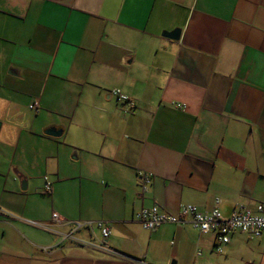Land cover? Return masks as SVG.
Segmentation results:
<instances>
[{
	"label": "crops",
	"instance_id": "0c3cea01",
	"mask_svg": "<svg viewBox=\"0 0 264 264\" xmlns=\"http://www.w3.org/2000/svg\"><path fill=\"white\" fill-rule=\"evenodd\" d=\"M217 198L264 202V0H0V264H264V233L135 217Z\"/></svg>",
	"mask_w": 264,
	"mask_h": 264
},
{
	"label": "built area",
	"instance_id": "2783aa9c",
	"mask_svg": "<svg viewBox=\"0 0 264 264\" xmlns=\"http://www.w3.org/2000/svg\"><path fill=\"white\" fill-rule=\"evenodd\" d=\"M110 93L117 97L121 102L130 106L135 104L134 100L119 88H114ZM30 108L36 109L37 103L30 104ZM139 177L142 181V187L147 190L151 182L150 174L139 171ZM45 190L51 191V182L45 177ZM220 199H216V205L208 211L200 210L195 204H183L178 213H172L164 210L158 204L143 206L136 213L135 217L141 222L144 228L154 230L163 223H183L189 220L196 228L203 233H213L215 239L214 249L217 252L222 251L223 245L230 242L234 232H245L254 236H261L264 233V202H258L254 208H239L230 215H224L218 206ZM53 217L58 218L54 213ZM87 224V223H86ZM85 223L77 222L76 226L81 227ZM90 224V223H89ZM101 226V233L104 238L110 234L108 226ZM101 248H107L104 244ZM114 252V251H113Z\"/></svg>",
	"mask_w": 264,
	"mask_h": 264
},
{
	"label": "water",
	"instance_id": "95a60500",
	"mask_svg": "<svg viewBox=\"0 0 264 264\" xmlns=\"http://www.w3.org/2000/svg\"><path fill=\"white\" fill-rule=\"evenodd\" d=\"M180 33H181V30L179 28H175L172 31H165L163 33V35H165V36H167V37H169L171 39H179ZM46 133L50 134V135H53V136H59V135H61L62 130L56 129L55 127H51V128H48L46 130ZM26 186H27V181H26V179H23L21 181V188L22 189L26 188Z\"/></svg>",
	"mask_w": 264,
	"mask_h": 264
},
{
	"label": "rangeland",
	"instance_id": "374dc122",
	"mask_svg": "<svg viewBox=\"0 0 264 264\" xmlns=\"http://www.w3.org/2000/svg\"><path fill=\"white\" fill-rule=\"evenodd\" d=\"M93 230H94L95 238L97 239V237H98V240L100 241L101 240V237H100V234L101 233H98V231L96 230V228H93ZM143 230H145V232H147V233L149 232L147 229H143ZM194 232H198V231H194ZM172 245H173V243H170V246H172ZM198 249L201 250L204 253V255L206 254V250H205V248L203 246H199ZM203 253L198 254V256L199 257L203 256L202 255ZM174 263H175V258H171V260L169 261V264H174Z\"/></svg>",
	"mask_w": 264,
	"mask_h": 264
}]
</instances>
